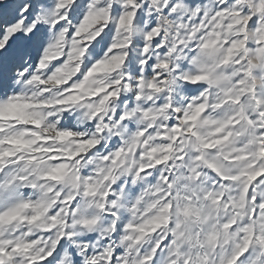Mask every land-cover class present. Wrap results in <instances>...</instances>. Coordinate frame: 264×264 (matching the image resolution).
Returning <instances> with one entry per match:
<instances>
[{
	"label": "snow or ice",
	"instance_id": "snow-or-ice-1",
	"mask_svg": "<svg viewBox=\"0 0 264 264\" xmlns=\"http://www.w3.org/2000/svg\"><path fill=\"white\" fill-rule=\"evenodd\" d=\"M0 264H264V0H0Z\"/></svg>",
	"mask_w": 264,
	"mask_h": 264
},
{
	"label": "clouds",
	"instance_id": "clouds-1",
	"mask_svg": "<svg viewBox=\"0 0 264 264\" xmlns=\"http://www.w3.org/2000/svg\"><path fill=\"white\" fill-rule=\"evenodd\" d=\"M69 67H70V65H69ZM100 75H101V78L104 80H109L112 78L111 72H102V73H100ZM123 75H128V73H123ZM116 76L118 78H123V76L120 72H117ZM70 115L75 117L73 119L74 124L78 123V121L81 120V117L76 116L75 113H70ZM104 115H107V111L104 112ZM109 120H111V118H109ZM89 124H92L91 119H89L87 121H83L80 126L84 127L85 135L91 134V137H99L100 132L104 131V129L108 127V124L103 121V117H101L99 120H97L96 124L92 128L88 127ZM113 127H115V126L113 125ZM91 137H90V139H91ZM100 138L105 139V137H100ZM111 138H112L111 135L106 134L107 142H110ZM89 146H90V142L80 143L78 140L77 141L69 140L68 142L65 143L64 148L68 152H78L82 149L84 151H87ZM105 146H107V143L105 144ZM81 158L83 159V157H81ZM53 187H55V186H53ZM61 191H63V189H61Z\"/></svg>",
	"mask_w": 264,
	"mask_h": 264
}]
</instances>
